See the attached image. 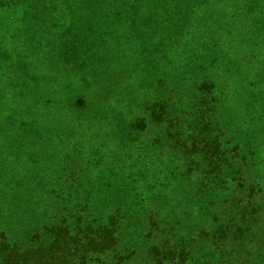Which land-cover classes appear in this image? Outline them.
<instances>
[{"label":"rangeland","instance_id":"1","mask_svg":"<svg viewBox=\"0 0 264 264\" xmlns=\"http://www.w3.org/2000/svg\"><path fill=\"white\" fill-rule=\"evenodd\" d=\"M98 190L129 256L92 264H264V0H0V238Z\"/></svg>","mask_w":264,"mask_h":264},{"label":"trees","instance_id":"2","mask_svg":"<svg viewBox=\"0 0 264 264\" xmlns=\"http://www.w3.org/2000/svg\"><path fill=\"white\" fill-rule=\"evenodd\" d=\"M252 79H249L252 83L251 88L246 95L242 96L243 98H240V105L250 110L253 107L256 108L257 104H262L257 96L259 90L262 89H258V83L255 84ZM152 120L162 124L165 118L158 113ZM191 139L190 143L186 140L181 142L184 149L196 150L203 143L201 141H205L208 145L214 143L205 136L200 140L193 135ZM214 139L216 138L212 140ZM96 192L98 194L95 202L92 201L95 198L91 192L90 197L86 195L87 193L84 194L87 203L81 205V227L76 232L72 231L66 221L62 220L56 225V235L50 242H42L37 246L26 248H22L15 242L9 245L2 234L0 251H8L5 253L7 255L3 264H92L99 261V255H105L113 249L120 251L118 260L123 261L128 258L129 254L122 252L121 244L124 243V238L122 239L123 233L119 231L120 226L117 225V216L121 215V209L117 208L112 211L108 209V205H105L106 200L108 203L113 195L119 193V190H115L111 197L108 192L104 193L99 190ZM152 247L155 253L159 252L157 247Z\"/></svg>","mask_w":264,"mask_h":264}]
</instances>
